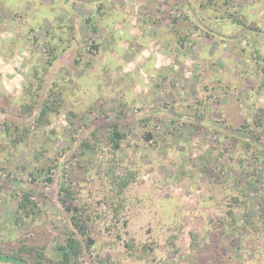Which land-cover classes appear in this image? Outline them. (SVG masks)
I'll return each instance as SVG.
<instances>
[{
  "label": "rangeland",
  "instance_id": "obj_1",
  "mask_svg": "<svg viewBox=\"0 0 264 264\" xmlns=\"http://www.w3.org/2000/svg\"><path fill=\"white\" fill-rule=\"evenodd\" d=\"M262 207L264 0H0V264H264Z\"/></svg>",
  "mask_w": 264,
  "mask_h": 264
},
{
  "label": "trees",
  "instance_id": "obj_2",
  "mask_svg": "<svg viewBox=\"0 0 264 264\" xmlns=\"http://www.w3.org/2000/svg\"><path fill=\"white\" fill-rule=\"evenodd\" d=\"M50 107H51L50 104H46L45 106H43V108H41V110H40V117L39 118L43 119L44 115L50 110ZM111 127L115 128L116 125H112ZM124 135H125L124 133L118 132L117 128H115L112 131V133L108 135L110 143L114 147V149H118V147L120 146V141H121V139L124 138ZM13 137L14 138H12L11 141L14 142L13 145H15L17 142L24 139V134H22L20 136L13 135ZM84 147H90L91 148L89 143L86 141L84 142ZM113 181L118 183V184L120 183L121 189H124V187L128 184V179H126V178H123L122 180L121 179L118 180L115 178ZM247 184H250V182L248 181ZM62 188L65 190L64 191L65 192L64 197L62 198V203L66 207V211H68L72 215L73 224L76 226L78 231L80 230L82 232V234H84L86 229L82 224H80L79 218H78V216L80 214L79 213L80 208L77 206L72 207V205H70L69 199L71 198V195H72L70 188H65L64 186H62ZM31 205L32 204H31V200L29 198V195L27 196V194H25L23 199L20 202L21 208H23V210H26V213L31 214L34 211L33 206H31ZM259 211L261 212L259 214L260 215L259 218L264 223V207H262V209H260ZM21 220L23 221V219H21ZM247 223H250V224L252 223L250 218L247 220ZM221 235H222L221 231L217 230V232L215 233V236H214V237H216L215 241L212 239V241L210 243L211 247H212L211 251L218 248V245H219L218 240H219ZM78 241L79 240L77 238H75L73 235H71L67 238V241L65 242V244H59L56 246V251H57L58 255L62 257V260H63L61 264H66L65 262H69L73 258H78V256L80 255V248H79L80 242H78ZM21 249H22V251L27 250V246L24 245ZM40 257H43L42 253H40ZM0 259L3 261L12 262V263H20V262L25 263L23 256L21 254H18V253H13V254H1L0 253Z\"/></svg>",
  "mask_w": 264,
  "mask_h": 264
}]
</instances>
